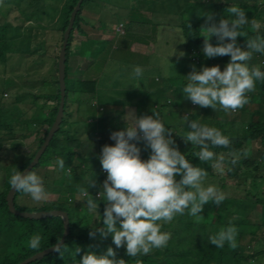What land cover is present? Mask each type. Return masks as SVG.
I'll list each match as a JSON object with an SVG mask.
<instances>
[{"label": "trees", "instance_id": "1", "mask_svg": "<svg viewBox=\"0 0 264 264\" xmlns=\"http://www.w3.org/2000/svg\"><path fill=\"white\" fill-rule=\"evenodd\" d=\"M48 1H52V4H48ZM78 1L8 0L11 7L7 11V15L14 13L16 10L21 17V21L15 25L14 21L12 23L6 20L12 24V27L7 22L0 24V68H3V72L7 67H10L12 73H14V66H18L20 63V60L17 59L16 63L10 64L11 55L16 54L19 57V54L23 53L21 57L24 56L25 60L35 55L31 60L32 66L24 64L26 74L36 75V80L41 79V74L36 69L39 65L42 66L47 63V84L44 80L40 86H48L53 90L50 95H32L30 94L32 88L37 87L35 84L32 88L30 86L27 93H18V98L15 99L18 101H15L14 105H17V102L20 101L22 94L31 97L32 104L36 109L30 117V129L26 130V133L20 134V136H17L13 131L10 133L2 128L10 119L6 112H10L13 107L0 101V141L8 142L6 148H8L9 153V156L2 157L0 155V181L3 182L0 189V264L22 263L36 253L56 245L63 236V225L60 218L31 220L15 216L8 210L6 196L11 189L8 183L11 175L15 170L22 172L26 169L54 122L60 99L57 81L58 53L62 44L63 33ZM95 1L97 0H83L80 11L75 18L66 49V91L63 119L39 163L31 170L35 172L37 168L46 164L55 165L58 157L64 158L66 167L61 174H58L53 183L58 186L56 188L58 201L39 211L59 210L66 212L69 218L70 230L63 243L65 246L61 249V253L49 254L41 261L30 264H79V259L85 251L102 255L108 247H112L117 252V258L124 259L126 264H137L138 261L140 264H264V82L257 81L255 91L248 93V104L254 106V112L256 113L252 121L246 119L251 118L250 113H246V111L241 112L242 119L237 120L225 116L220 110L214 111L211 108H200L199 106V110H196L191 107V102L188 104V101L183 97V93L180 92L186 83L183 81L184 77L189 72L185 62L180 58L177 60L174 57L169 58V63L172 64L175 72L178 69L182 70H179L178 75L175 77L171 73L166 77L162 76V69L164 66L169 65L166 60L160 58L161 49L164 51L163 45L165 42L161 43L159 41L162 34H166L167 37L171 34L174 36V33H176L180 39L182 38L185 41L183 45L187 55L189 54L187 57L190 60L192 58L191 62L198 64L202 51L199 52L195 47H200L203 44L201 35L205 31L201 27L205 24L204 14L212 13L215 22H218L221 18L230 19L227 8L235 5L245 10L249 20L255 19L264 25V0H99L103 2L106 8L104 13H107V6H110L113 16L110 21L106 19L105 15L101 16L96 24H93L94 27L96 28L99 25L102 31L106 33L105 36L113 34L115 38L118 36L122 41L128 37L135 38L139 44V56L135 57L141 64L139 67L143 69V76L139 79L134 77L131 79L128 77L127 72L118 73V65H131L128 63L130 58L128 62L127 60L120 61L116 57L105 59L102 57L105 49L100 45L95 46L94 43H91L89 46H85L84 53L88 52L89 55H95L96 57L101 56L100 61L94 68V70L100 69L99 78L101 82L104 83V80L108 79L110 83L122 87L123 93L128 95L127 98H124L121 92L111 93L108 97L102 95L97 91V80H72L68 77V62L71 56L70 50L73 47L74 33L79 34L82 32L81 23L83 19L81 18V12L87 5ZM61 3L62 6L59 8ZM57 12L59 13L57 23L52 27L55 29L54 37L56 41L54 44L52 43V46L56 45L58 48L57 50L53 49L50 56H46L51 45L46 42V28L42 25V21L47 22L49 19L52 21ZM119 14L121 15L119 16ZM171 15L178 16V25L172 26L166 21L167 16ZM34 18L36 24L26 26L27 22L32 21ZM154 18H156V24L152 25V19L154 20ZM116 24L121 29L123 27L124 35L122 34V37L119 36L116 30ZM242 31L245 36L237 38V44L241 48H246L245 41L249 38L257 35L264 37V27L263 30L259 29L257 31L251 27L250 23ZM104 39H99V42L109 43L110 40L105 39V42ZM210 42L215 46L216 38L212 37ZM16 43H21L25 49L22 51L16 49L14 46ZM109 44L112 47L113 43ZM111 47L107 48L105 53H110L112 51ZM42 52L45 55V60L41 58L40 53ZM194 55L197 58H194ZM205 58L207 62V57ZM210 60L212 63L209 66L211 67L212 65L227 64L230 57L227 61H224V57H215ZM247 63L249 67L258 66L264 71V54L253 53L252 59ZM224 67H220L221 71ZM168 70L171 71V68L169 67ZM118 77H121L122 82L118 83ZM179 77L180 79H178ZM178 81L181 83H178ZM11 82L12 80L5 81L6 85ZM21 87L28 88V86H20L16 90L20 91ZM176 93H180L178 97ZM4 94L6 93H3L2 98H4ZM39 99H43L45 102L50 101L53 104L52 107L48 110L45 106L46 103H35ZM93 101L102 110L106 108V111L103 110L100 114L101 119L107 121L106 126L103 127L104 134L106 131L112 133L123 130L125 126L130 125L133 121L129 123L127 117L130 116L131 113L129 112L132 110H134V115L137 118L142 115H151L152 112H158L159 118L163 119L170 118L177 113L181 120H183L182 116L185 114H189V117L190 115H199V117L201 115L203 118H210V127H217L231 140L229 148L216 147L211 150L217 155L227 154L230 151L241 153L239 162L235 165L227 163L223 173L211 167L212 161L202 163L198 157L194 156V153L199 151L198 146L187 147L182 139L183 135L170 126L167 128L173 132L172 139H174L178 150L186 156L189 162L193 166L201 168L204 166L203 169L208 171V176L203 182L204 186L215 185L221 191H224L225 199L220 206L212 209L210 205L206 204L201 213L203 220L185 213L184 215H177L170 223L158 221L157 223L162 225L161 231L170 233L171 238L166 247L153 249L148 255L130 258L126 255L125 247L115 248L110 236L102 240L97 234L95 239H90L88 233L91 228L102 226L101 221L105 202L97 203V210L100 215L98 216L92 214L88 207H81V203L76 202L74 196L79 194L78 188L87 187L88 179L93 176L97 187L90 188L89 191H99V185L106 179V175H102L99 171L101 167L99 157L94 158L91 153L87 152L86 155H83L78 151L82 144L81 141L85 137L84 132H86L78 129V126L83 123L88 129H95V135H97V129L93 120L75 122L74 111L76 112L86 106L93 109L94 106H89ZM73 105L76 106L74 111L71 110ZM128 106L133 108H130L127 114L126 109ZM165 108L168 109V112L163 115L162 111ZM212 113L213 116H211ZM74 124L76 125L73 130ZM2 134H7L4 140L1 139ZM33 134L39 138L36 148L18 161H13L12 154L19 141ZM12 139L13 142L10 144ZM253 143L259 146L256 153H254V148H250ZM109 144L114 146V141ZM137 146L141 148V159L147 160L150 149H145L142 142ZM245 151L247 152L246 157L243 155ZM96 153L100 154V150L97 149L93 154L96 155ZM249 153H253V155H249ZM77 157L81 159V165L76 163ZM226 159L230 160L231 158L226 156ZM68 167L72 168L71 174L67 171ZM220 174L222 175L220 176ZM179 179L178 176L177 180ZM63 188L67 190L68 194V203L65 204L59 200L60 191ZM22 195L24 194L21 192L16 193L14 206L20 212L30 213L31 211L20 209L17 205L18 198ZM256 207H259V210ZM210 211H217L222 215L215 216ZM257 212L260 214L258 215ZM210 215L213 217L210 218ZM96 221H99V223H96ZM220 223L224 227L231 224L238 229L236 237L238 247L235 250H232L227 244L223 248H216L208 242L207 238L221 229ZM37 234L42 237V240L39 250L34 251L29 248L28 242L32 236ZM77 247L81 251L75 256L74 253Z\"/></svg>", "mask_w": 264, "mask_h": 264}, {"label": "clouds", "instance_id": "2", "mask_svg": "<svg viewBox=\"0 0 264 264\" xmlns=\"http://www.w3.org/2000/svg\"><path fill=\"white\" fill-rule=\"evenodd\" d=\"M227 12L231 18H221L218 22H215L212 13L204 14L205 24L201 29L206 35L201 37L205 57L228 56L229 62L223 71L219 65L202 66L199 70L192 66V70L184 77L186 83L182 88L184 99L200 108H211L214 111L218 106L224 111L243 108L249 103L248 93L255 91L256 82H264V71L258 66L249 67L247 63L252 59L253 53L264 54V37L257 35L249 38L245 41L246 48L237 44V38L245 36L242 29L246 25L250 23L258 31L260 23L255 19L249 20L245 10L239 6L228 7ZM118 28L117 30L121 29ZM212 37L216 38L215 46L210 42ZM174 54L176 53L173 48L169 57ZM183 56V52L178 54V58ZM169 57L166 58V63L171 65L173 71ZM168 74L169 70L166 69L165 75ZM133 76L141 78L143 69L135 66ZM129 113L132 114L133 122L123 130L110 134L109 138L114 141V146L104 145L101 149L99 162L100 168L106 172V179L99 185V191H89L90 188L97 187L94 176L90 177L87 187L78 188L79 194L74 196V200L81 204L86 203L90 212L100 216L97 211L98 200L93 198L94 193L98 192V199L105 202L102 226L91 228L89 238L95 239L98 234L103 240L110 236L116 249L125 247L126 255L135 258L167 246L170 233L161 231L162 225L158 221L170 223L177 215L185 213L203 220L201 213L204 206L209 202L220 206L225 195L215 185L204 186L208 171L193 166L178 150L172 139L173 132L164 125L158 112L138 118L134 113ZM182 118L184 126L187 125L189 129L182 139L185 143L198 146L199 151L194 156L202 163L212 161L211 167L223 173L227 163L235 165L239 162V152L230 151L217 155L211 150L216 147L229 148L231 144L230 138L217 127L202 125L197 120L190 119L189 114ZM141 142L145 149H150L147 160L141 159V148L137 146ZM243 155L246 157L247 152ZM226 156L231 159H226ZM53 167L64 170V158L58 157ZM67 171L71 174L72 168L68 167ZM8 183L16 192L29 195L35 202L47 200L49 196L43 179L34 171L25 174L15 170ZM237 234L238 229L229 224L207 239L216 248H223L227 244L235 250L238 247ZM41 240L42 237L38 234L32 236L28 242L29 248L38 251ZM64 246L59 240L53 250L61 253ZM80 251L77 247L75 256ZM79 264H126V261L118 259L117 252L108 247L102 255L85 251Z\"/></svg>", "mask_w": 264, "mask_h": 264}, {"label": "rangeland", "instance_id": "3", "mask_svg": "<svg viewBox=\"0 0 264 264\" xmlns=\"http://www.w3.org/2000/svg\"><path fill=\"white\" fill-rule=\"evenodd\" d=\"M48 4H52V1H48ZM62 6V3L59 5V8ZM10 4L8 2V0H0V24H5L4 22H7L6 20H8L9 22L14 21L15 25L17 23H19V21H21V17L18 14V12L15 10L14 13H11L9 15H7V11L10 8ZM103 9L105 10L106 8L104 7V4L102 2L99 1H95L90 3L89 5H87L83 11L81 12V18L83 19V22L81 23V30L82 32H80L79 34L76 32L74 33V39H73V44H72V49L70 50V58H69V62H68V67H69V73H68V77L69 79L72 80H97V78L99 77L100 74V69H95L96 65L98 64V62L100 61V57L98 56L96 57L95 55H89L88 52L84 53V48L85 46H89L91 43H94L95 46H102V48H104L105 50H107V48L111 47L109 43H113L112 47L110 49H112V51L110 53H105V50L103 51L102 57H104L105 59H107V57H116L118 58V60L120 61H126L128 62V59L131 57L132 54H135L134 56H139V44L138 41L135 38H131L128 37L126 38L124 41H122V39L120 37H114L113 34H110L109 36H105L106 33L102 31V29L99 27H96V30H93L94 27L91 26V24L93 25L94 23L96 24L97 20H99L98 15L101 14V12H103ZM111 10L110 6H107V11L108 13L111 15V12H109ZM58 12L55 13L53 20L51 21L50 19L45 22L42 21V25L46 28L45 29V36H46V42L47 44H50L51 46H49L48 50L49 53L46 54V56H50L51 52L53 49L57 50V46L53 45L56 39L54 37L55 35V29L52 28L56 23H57V19H58ZM8 16V17H7ZM7 18V19H6ZM109 18V17H107ZM150 18V17H149ZM18 22H17V21ZM156 18H154V20L152 19V25L156 24L155 22ZM166 21L171 24L172 26H176L179 23V19L178 16H167ZM8 23V22H7ZM261 27L260 29L263 30L264 25L261 24V22H259ZM11 25V23H8ZM36 21L35 18L32 19V21L27 22L26 26H32L35 25ZM94 24V25H95ZM93 25V26H94ZM51 27V28H50ZM120 27L119 25L116 24V30L117 28ZM119 29V28H118ZM123 29V27H122ZM117 30L119 31V36H121L124 32V30ZM124 35V34H123ZM206 33L204 32L201 36H205ZM122 37V36H121ZM166 34H162L159 37V41H161V43L165 42L163 45V49L164 51L161 49L162 53H160V58L162 60H166L167 57H169L172 52H173V48L175 49V53L173 56L169 57V58H175L176 60L178 59V54L183 52L184 56L183 57H179L182 61L185 62V65L189 68V72L192 70V66H195L197 70H199L202 66L203 67H210L209 65L212 63V61L210 60L211 58H207V62H206V58L203 55L202 51V47L203 44L200 47H195L197 48V50H199V52H201V57L199 59L198 64H195L193 62H191V60L187 57L189 56V54L187 55V53L185 52L184 49V45L183 42H185L182 38L180 39L176 34H174V36L168 35L166 38ZM107 39L110 40L108 41L109 43H105L103 44L100 43L99 39ZM163 38H165L163 40ZM104 39V41H105ZM86 40H93V41H86ZM201 41H203V37H201ZM106 42V41H105ZM82 44V45H81ZM106 45V47H105ZM16 49L19 50H23L25 49V47L21 44V43H16L15 45ZM191 51V50H190ZM170 52V53H169ZM186 53V54H185ZM131 54V55H130ZM23 55L19 54V57H17L16 54L11 55L10 57V64L16 63L17 59L20 60V63L18 64V66H14V73H12L10 67L5 69V72H3V68H0V101L1 103L7 104L8 106H12L13 109L10 112H6V114H8V118L9 121L8 123H5L2 128L6 129L7 131H9L10 133L13 131L14 133H16L17 136H20V134L22 135L23 133H26V130L30 129V117L32 116V114L35 112V106L34 104H32L31 101V97L28 96H23L21 94L20 96V101L17 102V105H14L15 100L18 98V93H27V91L30 89V86L32 88V86H34L35 84L37 85L36 88H32V92L30 94L32 95H50L52 94L53 90H51L50 88H48V86H40L42 81L45 82V84H47L46 79L48 78V73H47V69H48V64H44L42 66L39 65V67L36 69V71H38L41 74V79L36 80V75L32 76L31 74H26L27 71H25L24 68V64L32 66L31 65V60L33 57H35V55H33L31 58H29L28 60L24 59V56L21 57ZM40 55H42V59L45 60V55L42 53H40ZM186 55V56H185ZM132 57L131 60L134 61L137 58L136 57ZM194 58H197L195 55L193 56ZM20 58V59H19ZM228 60V56H224V61ZM129 63V62H128ZM171 64V63H170ZM226 65V63H223L222 65H219V67H224ZM137 66V64H131L130 66L127 65H118L117 67V71L118 73H124L127 72V75L130 77V72L133 71V68ZM213 66V65H212ZM211 66V67H212ZM171 68V65L169 66H164V68L162 69V76H165V70L168 68ZM176 68V67H175ZM179 70L182 69H178L173 70V71H169V73H171L172 75L174 74L173 77L177 76L179 73ZM116 71V72H117ZM188 72V73H189ZM30 73V72H29ZM188 75V74H187ZM186 75V76H187ZM20 78V79H19ZM131 78V77H130ZM132 79V78H131ZM180 79V77L178 78ZM6 80H12L11 83H8V85H6L5 81ZM183 81L186 82V80L184 79ZM122 82L121 77H118V83ZM178 83H181L180 81H178ZM14 84H16V86H14ZM110 82L108 81V79L104 80V90L102 91L101 86H97V91L99 93H101L102 95H107L110 96V94L108 92L112 91L111 93H119L121 92L122 96L124 98H127L128 95H126L125 93H123V88L118 91H115V88L110 87ZM121 86H123L122 84H120ZM4 86V87H3ZM20 86H28V88H22L20 89V91L16 90L18 87ZM179 86H178V90H179ZM114 90V91H113ZM174 92V91H173ZM182 93V91H180ZM3 93H6V97L4 95V98H2ZM107 93V94H106ZM180 93H176V96L178 97ZM188 101V100H187ZM35 103H46L45 106H47V109L49 110L53 104L49 102H45L43 99H39L38 101H36ZM190 103V101H188V104ZM38 105V104H36ZM89 106H94L93 109H89L87 110V106L85 107V109L80 108L79 110H77L76 112L74 111V109L76 108L75 105H73V107L71 108V110L74 111V118H75V122H82V121H86L89 122L90 120L94 121V126L97 129V135L94 134L95 129H88L85 125H83V123L81 124V126H78V129H80L81 131H86L84 132V140L81 141V147L79 148V152H81V154L86 155L87 153H91V155H93L94 158H98L100 156V154L96 153L93 154L95 151H97V149L100 150L101 153V149L104 145H109V146H113L109 143H112L113 141L109 138L111 132L110 131H106V133H103V127L106 126L107 121L101 119V111L103 112V110L106 111V108H102L98 107V105L96 104V102H92L91 105ZM192 108L199 110V107L196 105L191 106ZM25 109H28L27 111ZM97 109V110H96ZM195 110V111H196ZM216 110H220L223 112V114L225 116H228L229 118H235L237 120L242 119L241 116V112L246 111V113H250L251 118H246L249 121H252L254 116L256 115V113L254 112V106L252 104H246L243 108L238 109L236 111H224L222 109L219 108V106L217 107ZM215 110V111H216ZM100 111V112H99ZM213 111V110H212ZM133 113V111H131ZM163 115L167 114L168 109L165 108L163 111ZM178 114V113H177ZM177 114L172 115L170 118L166 117L165 119L160 118L161 121L164 123V125L166 127H171L174 128L176 131H178L181 135H185L186 131L189 130L187 128V125L184 126V121L181 120ZM214 114L212 113L211 116H213ZM240 116V117H239ZM130 119L128 120V122H132V114H130ZM179 118V119H177ZM190 119H195L197 120L200 124L202 125H207L210 126V118H203L201 115L199 117V115H190L189 117ZM19 122V124H18ZM74 122V123H75ZM28 125V126H27ZM75 125L74 124V128L75 129ZM91 130H93V132H91ZM3 136H1V139L4 140L7 134H2ZM81 135V134H80ZM83 137V136H82ZM19 139V137H17ZM38 136L37 135H33L30 138H27L25 140H22L21 142L18 143V145L15 147V151L12 154L13 155V161H18L21 157H23L25 154H28L30 152H32L38 143ZM98 140L100 142H98ZM13 142H10V144ZM8 142L7 141H0V155L2 157L8 155V148H6ZM187 147H193L194 145H192L190 142L185 144ZM254 148V153H256L259 149V146L255 143L251 144L250 148ZM253 153H249V155ZM76 163L78 165H81V159L79 157L76 158ZM83 167V165H82ZM202 168H204V166H202ZM206 171V170H205ZM35 173L37 175H39L44 182V187L46 189V191L49 193V196L47 198V200L44 201H40V202H35L31 199V197L29 195H22L21 197L18 198L17 201V205L20 209H24V210H29L31 212L33 211H39L43 208H46L49 204H52L53 202L58 201L57 195H56V188L58 187L57 185H54V181L56 180V178L58 177V174L62 173V170H60L58 167H53V165H43L40 166L39 168H37L35 170ZM222 174H220L221 176ZM1 177V174H0ZM2 181H0V189L2 186ZM224 195V191H221ZM261 195V194H260ZM68 194H67V190H65V188H63V190L60 191V202L61 203H68ZM78 199V198H77ZM102 200L97 201V203H100ZM81 207H87L86 203L81 204ZM208 205H210V208L213 209V207H217V205H215L212 202H209ZM74 206V205H72ZM256 209L259 210V207ZM98 211V210H97ZM215 212V213H214ZM92 214H95L94 212H91ZM99 213V211H98ZM210 213L214 214L215 216H221L222 214L220 212L217 211H210ZM257 214L259 215L260 213L257 212ZM213 216L210 215V218H212ZM96 223H99V221H96ZM224 227V225L222 223H220V228Z\"/></svg>", "mask_w": 264, "mask_h": 264}, {"label": "water", "instance_id": "4", "mask_svg": "<svg viewBox=\"0 0 264 264\" xmlns=\"http://www.w3.org/2000/svg\"><path fill=\"white\" fill-rule=\"evenodd\" d=\"M83 0H79L78 3L75 5L73 8V11L71 13L70 19L68 26L66 30L63 33V39H62V44L59 49L58 53V60H57V81H58V90L60 94V99H59V105L57 108L56 116L54 119L53 124L51 125L50 129L48 130V133L46 137L44 138V141L38 151L36 152L33 160L28 164L26 169L22 171V173H27L28 171H31L37 164L39 163L40 158L46 151L47 147L49 146L50 141L52 140L53 136L55 133L58 131L62 119H63V109H64V104H65V91H66V86H65V68H66V49L68 45V40L71 34V31L73 30L75 18L77 16V13L80 11V7L82 4ZM16 191L14 189H10L7 193L6 196V203L8 210L11 214L15 216H19L25 219H31V220H43L47 218H55L58 217L62 221L63 225V236L60 241L64 243L66 237L69 234L70 230V224H69V218L66 212L64 211H59V210H53V211H39V212H30V213H24L16 210L14 206V199L16 196ZM55 246V245H54ZM50 247L48 249H45L39 253H36L32 257L26 259L22 263L19 264H30L36 261H41L44 257H46L49 254L56 253L53 250V247Z\"/></svg>", "mask_w": 264, "mask_h": 264}, {"label": "crops", "instance_id": "5", "mask_svg": "<svg viewBox=\"0 0 264 264\" xmlns=\"http://www.w3.org/2000/svg\"><path fill=\"white\" fill-rule=\"evenodd\" d=\"M97 1H99V0H97ZM99 2H101V1H99ZM103 3V2H102ZM109 12H111V10L109 11ZM103 15H105V17H106V19L108 20V21H110L111 20V17L113 16L112 15V12H111V15L108 13V11H107V13H104V9H103V12H101V14L100 15H98V18H100L101 16H103ZM121 14H119V16H120ZM107 17H109V18H107ZM113 19H114V17H113ZM91 26L92 27H94L92 24H91ZM93 30H96V28L94 27V29ZM174 34H176V33H174ZM178 36V35H177ZM134 55H131V57H130V60H129V64H137V66H141V64L139 63V61H138V59H136V60H134V61H132L131 60V58L133 57ZM135 57V56H134ZM100 76V75H99ZM129 77V76H128ZM130 77L132 78V77H134L133 76V71H131L130 72ZM129 77V78H130ZM94 81H95V79H94ZM110 82V81H109ZM97 83H98V85L97 86H101V88H102V91L104 90V88H103V86H104V83L103 82H101V79L98 77L97 78ZM111 85H110V87H114L115 88V91H118L119 90V86H116V85H114V84H112V83H110ZM114 91V90H113ZM111 92L112 91H110V92H108L110 95H111ZM102 93V92H101ZM103 94V93H102ZM107 94V93H106ZM4 95H6V94H4ZM7 96V95H6ZM5 96V97H6ZM106 97H108L107 95H105ZM99 107V106H98ZM130 108H133V107H131V106H128L127 107V109H126V112H127V114H128V112H129V110H130ZM85 109V108H84ZM90 109V107H88L87 106V110H89ZM133 111V113H134V110H132ZM127 118H129L130 119V117H127ZM128 119V120H129Z\"/></svg>", "mask_w": 264, "mask_h": 264}, {"label": "built area", "instance_id": "6", "mask_svg": "<svg viewBox=\"0 0 264 264\" xmlns=\"http://www.w3.org/2000/svg\"><path fill=\"white\" fill-rule=\"evenodd\" d=\"M100 172H101L102 175H106V172H104V171L102 170V168H100ZM97 193H98V192L94 193V197H93V198H95V199L98 200ZM81 199H84V200H85L86 198H85V197H81Z\"/></svg>", "mask_w": 264, "mask_h": 264}]
</instances>
